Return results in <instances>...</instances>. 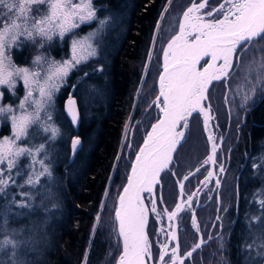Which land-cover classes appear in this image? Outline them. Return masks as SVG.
I'll use <instances>...</instances> for the list:
<instances>
[{
    "label": "trees",
    "instance_id": "16d2710c",
    "mask_svg": "<svg viewBox=\"0 0 264 264\" xmlns=\"http://www.w3.org/2000/svg\"><path fill=\"white\" fill-rule=\"evenodd\" d=\"M221 1L210 0L201 12L211 11ZM191 2L91 0L95 18L81 26L78 33L85 32L86 26L100 27L95 41L97 54L77 65L58 92L51 121L59 128V135L52 140L50 133L32 126L22 140L28 148L45 145L38 158L49 166L51 177L41 176L34 187L25 184L32 169L31 157L24 155L12 172L16 184L24 186L12 185L0 194V213H7V229L18 241L27 242L17 249L15 259L25 264L116 263L121 246L113 221L114 207L134 153L158 117L152 100L160 53L164 42L176 32L179 17L170 35L162 33L164 21ZM100 20L107 21L103 28ZM71 35L63 37L62 55L59 45H52L54 57H66ZM263 43L261 38L251 45ZM153 45L159 46L158 51L152 50ZM11 51L17 65H29L26 45L16 44ZM230 83L228 80L227 85ZM70 89L78 113L75 124L63 103ZM225 90L224 79L211 83L205 101L211 106L208 133L202 126V113H193L170 169L162 173L155 188L158 212L175 208L177 180L183 184V200L196 190L190 208L185 207L176 217L179 254L190 250L198 235L207 243L186 258L185 264H264V219L254 222V218H264L260 203L264 201V90L244 109L243 121L238 125L228 112L226 101L230 102L224 96ZM20 93L18 86L17 97ZM3 95L4 102L15 104L16 95L12 97L7 91ZM0 123V135L8 134V117H1ZM210 133L218 146L213 172L221 182L219 187L214 177L206 187L199 184L212 165L210 162L201 167L209 155ZM74 137L80 146L69 159ZM221 164L223 172L219 170ZM21 192L30 194L27 202L31 207L17 206L24 199ZM143 197L149 206L152 197L148 193ZM13 198L17 203L12 202ZM193 212L199 232L192 227ZM148 218L146 229L155 257L157 242L167 241L171 221L163 215L160 226L164 232H159L157 218L153 214ZM174 244L170 241L169 248ZM13 260L11 249L0 251L4 264H13Z\"/></svg>",
    "mask_w": 264,
    "mask_h": 264
},
{
    "label": "snow or ice",
    "instance_id": "6c2138e0",
    "mask_svg": "<svg viewBox=\"0 0 264 264\" xmlns=\"http://www.w3.org/2000/svg\"><path fill=\"white\" fill-rule=\"evenodd\" d=\"M40 3L48 4V14L38 20L33 19L31 29L26 26L22 28L17 21L23 19L26 24L29 19L26 13L30 12L33 4ZM207 5L208 0H200L199 3L192 0L191 5L183 13L178 33L171 38L164 50L163 70L159 76V95L153 101L159 109L160 116L157 122L151 125V130L144 138L143 146L136 155L131 174L127 178V185L123 187V193L118 197V207L115 209L118 235L123 240V251L117 264H152L153 261L155 264H185L186 258L191 257L193 252L207 243L201 237L200 242L190 251L180 255L176 231L170 228L165 239L176 242L175 246L169 248L168 243L157 242L158 254L154 257L152 245L145 231L148 213L151 212L157 218L167 215L168 220L172 221L185 207L190 208L197 193L188 195L186 202L177 203L171 212L167 209L158 212L156 199H152L151 208L146 209L141 195L144 192L149 196L152 195L153 185L158 184L159 174L169 168L173 154L184 139V130L188 128L189 117L193 113H204V127L208 130V122L212 119L209 115L211 106L208 105L207 111L203 107V102L207 101L208 85L213 80L227 79L232 74L234 58L239 60L238 48L247 51L253 40L264 38V0H222L218 7L211 11H206L203 15H194L205 10ZM0 8L4 10L0 15L7 21L0 24V85H8L12 88L13 77L22 76L27 88L26 96L18 106L20 115H11L12 138L5 137L0 140V194H3L12 185L21 188L24 186L17 185L12 175L21 156L31 157L29 167L32 171L25 184L34 187L39 183L41 176L51 177L49 166L43 159L38 158L40 153L45 151V145L28 148L19 147L17 142L27 135L33 123H42L43 131L50 133V139L57 138L60 130L51 124L52 118L47 112L46 105L51 103L53 94L59 89V82L63 81L77 65L87 61L90 56H95L97 51L90 44H86L96 35L90 33L89 36L72 42V55L67 60L52 61L42 72H30L27 68H18L13 65L6 53L10 46L16 43L19 35L26 34L32 38L33 33H36L51 40L53 34H58L63 38L65 33L93 20L95 9L92 8L91 0H79L78 3H72V0H0ZM99 23L103 28L107 21L100 20ZM86 48L90 51L86 52ZM204 57H210V60H204L203 70H198L197 65ZM40 61L41 57L37 56L34 64ZM260 67L264 68V64ZM257 83H260L259 79ZM33 91L39 93V99H33ZM252 91H255V86ZM248 99L250 97L246 94L244 101ZM26 103L29 106L34 105L32 112L27 111ZM74 105L75 101L69 97L68 112L75 124L78 113ZM41 110L44 111L43 118ZM13 111L10 106L0 107V114L13 113ZM208 140L212 142V150L201 167L210 162L216 163L215 154L218 146L215 137L210 133ZM79 144L78 138L72 140L74 150ZM37 164L40 167L39 171L35 168ZM253 167L256 165L254 164ZM219 170L224 171L222 164ZM20 174V172L16 173V175ZM214 176L213 171H208L207 176L200 183L206 187ZM184 179L187 180L188 177L185 176ZM215 183L219 187L220 180L217 178ZM180 187L183 192V185L181 184ZM19 195L24 199L17 206L31 207L27 202L31 200L30 194L21 192ZM12 202L17 203L15 198ZM260 203L264 207V201ZM216 219L220 220V217L217 216ZM260 219L264 218H254V222L259 223ZM0 221H2L0 251L11 249L13 264H25V261L17 260L15 257L17 249L27 242L18 241L15 239V233L7 229V213H0ZM192 227L199 232V224L194 212ZM159 231L164 232V229L161 228ZM0 264L4 262L0 261Z\"/></svg>",
    "mask_w": 264,
    "mask_h": 264
},
{
    "label": "rangeland",
    "instance_id": "374dc122",
    "mask_svg": "<svg viewBox=\"0 0 264 264\" xmlns=\"http://www.w3.org/2000/svg\"><path fill=\"white\" fill-rule=\"evenodd\" d=\"M78 2H79V0H72V3H78ZM92 8H93V6H92ZM184 9L181 10L179 12V14H177L178 13L177 12V13H174L173 15H169V17L166 19V21H164V25L162 28L163 34L170 35V33L173 32V30L176 28V25L178 24L177 18L179 17V19H180V17L183 14ZM3 11L4 10L2 8H0V13H2ZM48 12H49V7H48L47 3L33 4L31 6L30 12L26 13V15L29 16V19L27 20L26 24H25V21L23 19L18 20L17 22L22 25V28L26 26L29 29H31L32 20L33 19L38 20L42 16L48 14ZM194 15H198V13H195ZM161 17H163V12H162ZM160 20H159V23H160ZM91 21L82 23V24H80V26L78 28L73 29L69 33H65V35L70 34V33L72 34L71 35L72 39H70V41L67 44L68 50H67L66 57L56 58V57H54L55 51L51 50L53 48L52 45L56 43L59 45V48H60L59 54H61V55L63 54V53H61L63 50L61 48L63 38H61L58 34H53L51 40H48L45 37H41V36L37 35L36 33H33L32 38H29L26 34H21V35H19L16 43L12 44L10 46V48L7 50L6 54L10 57L14 66H16L18 68H27V69H29L30 72H42L44 69H46L48 67V65L52 61H61L62 62L63 60L69 59L72 55V42L74 40H81L82 38L89 36L90 33H96V35L92 39L88 40L86 42V44H90L92 47L97 49L96 45H95V41L97 38L96 36L98 35V32L100 30V27H97L95 25H92V27L86 26L85 32L83 31L82 33H78V29L81 26H83L84 24L87 25ZM6 22L7 21L3 18V16L0 15V24L6 23ZM65 35H64V37H65ZM16 44L17 45L24 44L27 46L28 51H30L29 59L27 61L29 65H27V66L20 65L19 66L12 60L11 48L13 46H15ZM162 44H163V41L161 42V45ZM41 45H43V46L41 47ZM153 49H154V52H156V51H158L159 46L155 45V47H154V45H153L152 50ZM87 51H90V49L86 48V52ZM237 51L240 52L239 53V60L237 61L234 58V67L232 69V74L226 80L224 79L225 85H226V90L224 92V95L226 96V98H228V100L230 102V104H228V101H226V104L228 107V112L232 113V117L234 119V122L238 125V124H241L243 121L244 109H246L248 107V104L255 101L256 98L258 97V94L264 90V68L260 67L262 64H264V43L262 45H259V46H257V45L256 46L255 45L248 46L247 51H243L239 48ZM37 56L41 57V61L38 64H34V60ZM90 57H93V56H90ZM217 63H219V62H217ZM65 79L63 81L59 82L60 83L59 89L57 91H55V93L53 94L51 103L46 105L47 112L51 115V118H52L51 113H52L54 106L56 104L55 101H56L58 92L60 91V88L64 85ZM258 79L260 80V83H257ZM228 80L231 81L230 85H232V86L227 85ZM18 86H20V90H21L19 97H17V87ZM253 86H255L254 92L252 91ZM4 91H7V94L11 95L12 97H14V95H16L17 98H16L15 104H13V103L9 104V103H6L3 101ZM26 93H27V88L24 84V80H23L22 76H14L13 77V87L12 88H9L8 85H0V94H2V95H0V107L7 108L10 106L14 110L13 113L0 114V122H1V117H8L9 122H10V126H9L10 132L8 134H1L0 140H3L5 137L12 138L11 115L12 114L20 115V110H19L18 106L20 104V101L25 98ZM246 94L250 97V99H248L245 102L244 96ZM69 97H70V95H69ZM69 97H66V99H68ZM33 99H39V93L37 91H33ZM64 99H65V96H64ZM64 99H63V102H64ZM203 107L205 108V102H203ZM26 109L28 112H32L34 109V105L29 106V104L26 103ZM209 115L211 116V110H210ZM43 116H44V111L41 110V117L43 118ZM51 124H52V121H51ZM0 125H1V123H0ZM32 126H37V128L43 130L42 123H33L30 127H32ZM0 130H1V127H0ZM22 140H23V138L17 142L18 146L19 147H26V146H24V144H22ZM119 152H120V150H119ZM6 175H7V173H6ZM25 180H27V178ZM155 199H156V197H155ZM149 207L151 208V204L149 205ZM150 214H152V213L150 212ZM154 217L157 218L155 215H154ZM157 220H158V228H159L158 231H159L162 228L160 226L161 225V218H157ZM162 235H163V233H162ZM153 240L155 241L157 239L153 238Z\"/></svg>",
    "mask_w": 264,
    "mask_h": 264
},
{
    "label": "water",
    "instance_id": "95a60500",
    "mask_svg": "<svg viewBox=\"0 0 264 264\" xmlns=\"http://www.w3.org/2000/svg\"><path fill=\"white\" fill-rule=\"evenodd\" d=\"M191 5V4H190ZM189 7V6H188ZM187 7V8H188ZM186 8V9H187ZM185 9V10H186ZM184 10V11H185ZM184 11H183V13H184ZM183 19V14H182V16L180 17V20H179V23L181 22V20ZM178 31H179V26H178V29H177V31L174 33V35H176L177 33H178ZM174 35H172L165 43H164V46H163V48H162V51H161V54H160V56H161V59H160V65H159V67H160V71H159V73H158V75L156 76L157 77V79H156V81H155V84H154V88H155V96L153 97V101H155V99H156V97L159 95V76H160V73L162 72V70H163V64H164V50L167 48V45H168V42L171 40V38L174 36ZM255 40H253L252 42H254ZM205 58V57H204ZM203 60H201V62H202ZM200 62V63H201ZM199 64L197 65V68H198V70H200V68H199ZM210 85V84H209ZM209 85H208V88H209ZM208 90V89H207ZM70 93H69V95L71 96L72 95V90H70L69 91ZM68 100H69V98L68 99H66L65 100V109H66V111H67V113L68 114H70L69 112H68ZM152 101V102H153ZM156 107V106H155ZM74 108H75V106H74ZM156 109L158 110V117L160 116V112H159V109L156 107ZM76 110V109H75ZM208 110V105H206L205 106V111H207ZM203 114V122H202V125H203V129H205V127H204V113H202ZM209 114H210V112H209ZM70 116H71V114H70ZM158 117L154 120V122L153 123H156L157 122V119H158ZM152 123V124H153ZM151 130V126L148 128V130L146 131V133H145V135H144V137L142 138V141H141V144H140V146L138 147V149L136 150V152L134 153V156H133V158H132V161L130 162V167H129V170H128V172H127V174H126V180H125V182H124V184L122 185V189H121V191L119 192V194H118V196H117V201H116V205H115V207H114V209H116L117 207H118V197H119V195H121L122 193H123V187L124 186H126L127 185V178H128V176L131 174V168H132V165H133V163L135 162V159H136V155H137V153L139 152V149H140V147H142L143 146V141H144V138L146 137V135H147V133L149 132ZM205 131H207V130H205ZM208 136L209 135H207V140H208ZM71 146H72V143H71ZM80 145H78L77 147H76V149L74 150L73 149V147H72V149H71V155H70V158L69 159H71L72 158V155L75 153V151L77 150V148L79 147ZM211 150H212V146H211V144H210V147H209V151H210V153H211ZM174 155H175V153L173 154V158H174ZM172 161H173V159L171 160V162H170V164H169V168H170V166H171V164H172ZM168 168V169H169ZM165 170H167V169H165ZM165 170H163L162 172H164ZM161 172V173H162ZM161 173L159 174V176H158V183H160V176H161ZM177 184H178V186H179V189H180V193H179V197H178V200H177V203H184V201L182 200V195H181V187H180V185H181V182L180 181H177ZM155 187H156V184H154L153 185V193H152V195L151 196H153V199H155V196H154V191H155ZM143 194L144 193H142L141 195L143 196ZM143 198V197H142ZM145 203V202H144ZM176 203V204H177ZM145 207H146V209H149V207H147V205H146V203H145ZM148 216H149V213H148ZM148 216H147V222H148ZM113 219H114V225H115V230H117L118 229V224H117V221H116V219H115V210H114V214H113ZM175 220H176V218H174L173 220H172V229H174L175 230V228H174V225H175ZM147 222H146V225H147ZM145 231H146V234H147V229L145 228ZM117 234H118V231H117ZM148 236V235H147ZM118 238H119V241H120V245H121V249H120V254H119V256H118V258H117V260H116V264H117V262H118V260H119V258H120V255H121V253H122V251H123V240H122V237H120L119 235H118ZM200 240H201V237L199 238V241L198 242H200ZM150 242V241H149ZM197 242V243H198ZM166 243H169V241L167 240V242ZM194 247V246H193ZM192 247V248H193ZM191 248V249H192ZM190 249V250H191ZM189 250V251H190ZM188 252V251H187ZM186 253V252H185ZM152 264H153V262H152Z\"/></svg>",
    "mask_w": 264,
    "mask_h": 264
},
{
    "label": "flooded vegetation",
    "instance_id": "af4514ba",
    "mask_svg": "<svg viewBox=\"0 0 264 264\" xmlns=\"http://www.w3.org/2000/svg\"><path fill=\"white\" fill-rule=\"evenodd\" d=\"M221 2H222V1H221ZM221 2H220V3H221ZM216 7H218V5H217ZM66 97H69V92H68V94L65 96L64 102H65V100H66Z\"/></svg>",
    "mask_w": 264,
    "mask_h": 264
}]
</instances>
